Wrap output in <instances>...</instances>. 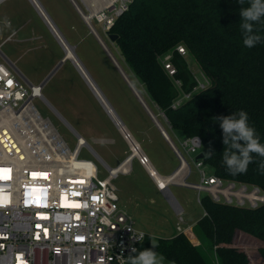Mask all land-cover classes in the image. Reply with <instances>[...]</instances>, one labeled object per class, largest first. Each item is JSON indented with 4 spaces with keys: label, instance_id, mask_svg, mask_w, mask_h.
<instances>
[{
    "label": "built area",
    "instance_id": "2783aa9c",
    "mask_svg": "<svg viewBox=\"0 0 264 264\" xmlns=\"http://www.w3.org/2000/svg\"><path fill=\"white\" fill-rule=\"evenodd\" d=\"M3 1L0 0V4ZM70 2L93 35H97L92 21L108 33L133 0ZM14 34L11 32L3 42ZM174 51L181 56L186 53L181 44ZM170 58L171 53H167L159 60L178 91L171 103V108L175 109L206 85L196 82L190 92L182 91L181 82L174 78L176 70ZM10 64L13 65L0 51V264H121V259L133 254L131 250L138 249L149 236L119 204L117 188L112 181L121 173L113 172L114 167L103 161L66 124L76 139L74 147L70 148L32 103L38 98L54 110L42 96L43 82L35 85L24 76L22 79ZM179 144L187 155H194L191 162L199 175V183L186 182L190 168L175 147L178 167L187 169L179 183L181 186L208 194L216 204L230 205L234 198L239 201L234 182L223 181L212 173L206 175L205 165L201 159H196L201 152L199 137L182 138ZM81 149L99 163L106 172L105 177L99 176L93 160L80 157ZM132 154L154 181L149 171V166L152 167L149 158L137 144ZM226 182L227 187H223ZM253 188L255 194L261 193L257 187ZM246 190L242 188L239 193L244 195ZM257 197L249 208L264 204V194ZM196 200L201 206L198 195ZM166 201L177 215H181L182 209L177 203L178 208H175ZM240 202L235 206H243L244 201ZM205 215L203 211L202 216ZM179 222H182L181 217ZM189 226L183 229L177 226L176 233L185 234ZM140 233L144 234L141 241L137 238Z\"/></svg>",
    "mask_w": 264,
    "mask_h": 264
},
{
    "label": "trees",
    "instance_id": "16d2710c",
    "mask_svg": "<svg viewBox=\"0 0 264 264\" xmlns=\"http://www.w3.org/2000/svg\"><path fill=\"white\" fill-rule=\"evenodd\" d=\"M239 0H133L108 34L124 63L143 86L148 100L164 114L169 128L182 138L201 141L202 163L223 181L257 187L264 194V172L258 165L231 175L222 163V130L219 116L244 110L264 143V18L254 24L261 41L253 48L243 44ZM181 44L197 62L209 86L171 108L178 91L159 58L170 61L184 92L196 81L185 60L174 48ZM147 104V102H145ZM148 105V104H147ZM149 106V105H148ZM168 133V132H167ZM213 153L206 156V153ZM205 216L184 233L160 238L154 249L175 264H264V204L251 209L201 200ZM150 236L138 251L152 248Z\"/></svg>",
    "mask_w": 264,
    "mask_h": 264
},
{
    "label": "rangeland",
    "instance_id": "374dc122",
    "mask_svg": "<svg viewBox=\"0 0 264 264\" xmlns=\"http://www.w3.org/2000/svg\"><path fill=\"white\" fill-rule=\"evenodd\" d=\"M39 1L45 13L49 15L47 16L66 37L70 47L74 46L75 56L102 91L125 128L136 136L141 130L137 123V115H134L136 113L129 107L132 98L128 96V86L123 84L121 79L130 86L131 91L135 90L139 93V98L144 105L147 102L149 105H145L147 112L155 117L166 134L168 132L174 146L184 156L190 168V175L186 182L199 183V175L191 162L194 155H187L180 147L181 133L170 129L159 109L148 100L143 86L124 63L115 44L108 39L107 33L103 32L95 21L91 22L94 32L113 55L127 81L113 64L107 51L89 32L90 29L88 30L87 26L80 23V16L69 0ZM6 22L10 25L5 26ZM12 31H16L12 38L3 42ZM0 51L27 80L35 85L42 83L64 57L61 45L28 0H5L0 4ZM182 57L195 81L208 87L209 80L204 76L194 58L187 51ZM133 86L135 89H132ZM41 93L54 110L38 98L32 101L34 107L43 118L51 122L70 148L74 147L76 139L66 124L75 130L110 167H117L132 154L130 143L107 116L76 67L69 60H65L44 83ZM139 144L158 175L169 176L178 166L176 154L166 144L150 145L145 139ZM80 157L93 160L99 176H106V172L85 149L80 150ZM126 170V173L119 174L112 181L117 188L119 204L135 220L138 228L150 237H154L156 241L160 238H170L177 232V226L183 229L187 225L194 224L202 215L204 210L197 203L196 197L198 195L199 199L203 200L207 194L197 193L194 189L179 184L187 173V169L183 170L174 183L168 185V192L172 194V198L182 209L181 215L173 211L165 199L164 192L157 189L154 181L138 164L135 157H132ZM204 170L206 175L212 173L208 166H205ZM223 187H227V182ZM242 188L247 189L244 195L239 193ZM254 189L252 186L235 183L234 191L238 192L236 197L239 201L234 198L230 205L235 206L243 200L244 204L241 207L249 208L250 203L255 201L253 197L259 198L257 196L262 195L261 193L255 194ZM180 217L181 223L179 222ZM145 249L150 248L142 250ZM164 264L175 263L165 259Z\"/></svg>",
    "mask_w": 264,
    "mask_h": 264
},
{
    "label": "clouds",
    "instance_id": "9594fccd",
    "mask_svg": "<svg viewBox=\"0 0 264 264\" xmlns=\"http://www.w3.org/2000/svg\"><path fill=\"white\" fill-rule=\"evenodd\" d=\"M245 0H239L243 4ZM241 32L243 44L247 48H253L261 41V36L254 33V24L264 18V0H249L247 7L241 8ZM216 119L220 122L222 130V163L231 175H238L247 172L249 164L254 162L253 154L261 157L258 165L264 172V143H261L257 130L249 124L248 113L244 110L233 112L228 116H219ZM198 143V138H196ZM213 153H206L211 156ZM143 233L137 238L143 240ZM152 248L138 251L133 248L126 259H121V264H164L165 257L158 254L154 249L158 247L156 239L149 237Z\"/></svg>",
    "mask_w": 264,
    "mask_h": 264
},
{
    "label": "bare ground",
    "instance_id": "6f19581e",
    "mask_svg": "<svg viewBox=\"0 0 264 264\" xmlns=\"http://www.w3.org/2000/svg\"><path fill=\"white\" fill-rule=\"evenodd\" d=\"M29 1L33 5V7L36 9V11L40 15V17L42 18L44 23L50 29L52 34L55 36V38L57 39L59 44L61 45V47H62V49L64 51V57H66V60H69L76 67L77 71L79 72L81 77L84 79L85 83L87 84L89 89L92 91L93 95L95 96L97 101L100 103V105L104 109V111L107 114V116L114 123V125L123 133L125 131V129L123 128V126L121 124V121L119 120L118 116L115 114L114 109L111 108V106H110L109 102L107 101V99L105 98V96L102 94V92L99 90V88L94 84V82L92 81V78L89 76V74L83 68L81 63L78 61L77 57L73 54L72 48L67 43L63 42L60 39V36H59V33H58L57 29L54 27V24L49 19V17L46 15V13L44 12V9L41 7L39 2L37 0H29ZM94 36L96 37L98 42H102V40L98 37V35H94ZM103 47L107 51L108 56L112 60L113 64L118 68L119 72H123L121 70V68L119 67L118 63L115 61L113 55L110 54V52L106 49L104 44H103ZM131 147H132V150H133L134 149V145L133 146L131 145ZM129 162H130L129 159L124 160L120 165H118L117 167L112 168L113 172L126 173V171H127L126 168H127L128 164H129ZM184 169L185 168L183 166H181L176 171V173L173 176L170 177V175L169 176H160V175H158L154 171V169L149 166L150 175H152V177L154 178V181H155L156 185L158 186L159 189H161V191L164 192V194L166 195V199L175 208H177V205H176V202L174 201V199L172 198V196L170 195V193L168 192V185L171 184V183H174L175 180L182 174ZM253 199L256 200L255 197H253ZM190 227L191 226H189L188 229H190ZM188 229H186V230H188Z\"/></svg>",
    "mask_w": 264,
    "mask_h": 264
},
{
    "label": "crops",
    "instance_id": "0c3cea01",
    "mask_svg": "<svg viewBox=\"0 0 264 264\" xmlns=\"http://www.w3.org/2000/svg\"><path fill=\"white\" fill-rule=\"evenodd\" d=\"M29 1V0H28ZM38 2H39V4L41 5V7L44 9V7L42 6V4L40 3V1L39 0H37ZM30 2V1H29ZM69 2H70V0H69ZM71 3V2H70ZM72 4V3H71ZM32 5V4H31ZM33 6V5H32ZM73 6V5H72ZM74 8V7H73ZM74 10H75V8H74ZM44 12H46L45 11V9H44ZM77 13V12H76ZM78 14V13H77ZM39 15V14H38ZM46 15H48L47 13H46ZM49 16V15H48ZM49 19H51L50 17H49ZM79 19H80V23L81 24H83V25H85L84 24V22L82 21V19L79 17ZM53 22V21H52ZM53 24L55 25V23L53 22ZM47 26V25H46ZM86 26V25H85ZM56 29H58L57 28V26L55 25L54 26ZM88 28V27H87ZM50 30V29H49ZM88 30H89V28H88ZM58 31V33H59V36H60V39L63 41V42H65V43H67L68 44V41H67V39H66V37L59 31V29L57 30ZM12 32H16V31H12ZM89 32L91 33V34H93L90 30H89ZM63 38V39H62ZM94 38H95V36H94ZM96 39V38H95ZM65 40V41H64ZM100 43V45H101V47H103V43L102 42H99ZM98 43V44H99ZM69 45V44H68ZM70 46V45H69ZM72 47V52H73V54L75 55V52H74V46H71ZM100 47V48H101ZM104 48V47H103ZM105 49V48H104ZM102 50V49H101ZM78 59V58H77ZM78 61H79V59H78ZM80 62V61H79ZM81 63V62H80ZM81 65H82V63H81ZM83 66V65H82ZM83 68H84V66H83ZM85 69V68H84ZM86 70V69H85ZM86 72L88 73V71L86 70ZM89 74V73H88ZM89 76H90V74H89ZM91 77V76H90ZM92 78V77H91ZM92 81H94V80H92ZM121 81L123 82V84H125L126 86H128V89H129V93H128V96L130 97V98H132L131 99V103H130V106L129 107H131V110L133 109V112L134 113H136V114H134V115H137L136 116V119L138 120V124L140 125V127H141V130H140V132H139V134L136 136V135H134L132 132H130L128 129H126L125 128V126H124V124H122V122H121V124H122V126H123V128L125 129V131L129 134V136L131 137V139L134 141V143L135 144H137L138 146H139V148H141L142 149V147L140 146V142L142 141V140H147V141H149V144L150 145H158V144H166V146L173 152V149H172V147H171V145H170V143H169V141L173 144V142L171 141V139H170V137H169V134L167 133V136H168V139H166L162 134H161V132H160V130L158 129V127L156 126V124H155V122L153 121V119L151 118V116L149 115V113L147 112V110L145 109V107L143 106V104L139 101V99L138 98H136L137 96L136 95H134L135 93H134V91L132 90L131 91V89H130V86L129 85H127V83L124 81V80H122L121 79ZM94 84L96 85V83L94 82ZM97 86V85H96ZM142 86V85H141ZM98 87V86H97ZM132 88V87H131ZM132 89H135L134 88V86H133V88ZM100 90V89H99ZM101 91V90H100ZM102 92V91H101ZM138 95H139V93L138 92H136ZM103 94V93H102ZM136 96V97H135ZM139 97H140V95H139ZM146 105V104H145ZM155 105V104H154ZM158 109V108H157ZM159 112H161L160 110H159ZM158 142V143H157ZM161 142V143H160ZM173 146H174V144H173ZM142 151L144 152V150L142 149ZM145 153V152H144ZM146 154V153H145ZM161 176V175H160ZM206 194V193H205ZM207 196H208V194H207ZM191 225H195V222H194V224H191Z\"/></svg>",
    "mask_w": 264,
    "mask_h": 264
},
{
    "label": "water",
    "instance_id": "95a60500",
    "mask_svg": "<svg viewBox=\"0 0 264 264\" xmlns=\"http://www.w3.org/2000/svg\"><path fill=\"white\" fill-rule=\"evenodd\" d=\"M72 5L74 6V4L72 3ZM107 37H108V39L111 41V42H114L115 41V39L117 38V36L116 35H114V34H108L107 33ZM63 39V38H62ZM65 41V40H64ZM66 60V57H63L60 61H59V63L54 67V69L50 72V74L46 77V79L43 81V84L52 76V74L58 69V67L64 62ZM10 66L12 67V69L14 70V71H16V73H18V75H20L21 76V78L22 79H25L24 77H23V75H22V73L18 70V69H16L15 68V66L14 65H11L10 64ZM120 73H122V76L124 77V79L127 81V79H126V76H124V73L123 72H120ZM134 91V93H135V95L137 96V98L139 99V101L143 104V106L146 108V106L144 105V103L142 102V100H140V98H139V96H138V94L136 93V91L135 90H133ZM149 115L151 116V118L153 119V121L155 122V124H156V126L158 127V129L160 130V132H161V134H163V136L166 138V139H168V136H167V134H166V132L163 130V128L159 125V123L155 120V117L149 112ZM123 136H124V138L130 143V145H134V147H135V143H134V141L131 139V137L129 136V134L127 133V132H123ZM169 143H170V145H171V147H172V149H173V151L177 154V152H178V150L175 148V146H173V144L169 141ZM132 157H133V154H131L127 159H129V160H131L132 159ZM203 158V154L200 152L197 156H196V159H202ZM179 169V167L177 166L176 167V169L170 174V177L171 176H173L175 173H176V171ZM172 195V194H171Z\"/></svg>",
    "mask_w": 264,
    "mask_h": 264
}]
</instances>
